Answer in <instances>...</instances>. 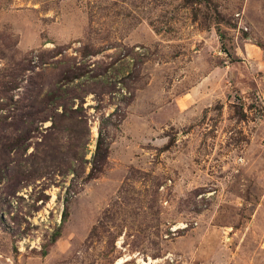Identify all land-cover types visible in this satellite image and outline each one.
I'll return each mask as SVG.
<instances>
[{"label":"rangeland","instance_id":"rangeland-1","mask_svg":"<svg viewBox=\"0 0 264 264\" xmlns=\"http://www.w3.org/2000/svg\"><path fill=\"white\" fill-rule=\"evenodd\" d=\"M148 257L264 264V0H0V264Z\"/></svg>","mask_w":264,"mask_h":264},{"label":"bare ground","instance_id":"bare-ground-1","mask_svg":"<svg viewBox=\"0 0 264 264\" xmlns=\"http://www.w3.org/2000/svg\"><path fill=\"white\" fill-rule=\"evenodd\" d=\"M247 6H248V5H247ZM138 261H139L140 263H142V264H152V263L157 262V261H153V259H151L150 257H148L147 261H146V259H141V258H139ZM123 262H124L123 259L119 260V264H122Z\"/></svg>","mask_w":264,"mask_h":264},{"label":"trees","instance_id":"trees-1","mask_svg":"<svg viewBox=\"0 0 264 264\" xmlns=\"http://www.w3.org/2000/svg\"><path fill=\"white\" fill-rule=\"evenodd\" d=\"M101 141L98 142L97 147H96V154L99 152V149L101 148Z\"/></svg>","mask_w":264,"mask_h":264}]
</instances>
